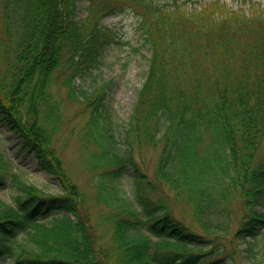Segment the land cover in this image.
<instances>
[{
    "label": "trees",
    "instance_id": "1",
    "mask_svg": "<svg viewBox=\"0 0 264 264\" xmlns=\"http://www.w3.org/2000/svg\"><path fill=\"white\" fill-rule=\"evenodd\" d=\"M79 1L0 0V121L60 186L49 193L19 171L9 172L11 161L0 152V189H15L10 203L0 200V259L227 264L225 249L212 237L230 231L239 200L234 238L248 240L249 264H264V160L258 159L264 141V13L249 17L219 1L187 15L179 6L170 10L149 0H85L87 15L79 18ZM126 5L144 11L140 29L150 57L119 140L105 90L83 89L76 81L99 67L108 46L120 44L101 21ZM185 20L197 28H181ZM59 80L71 100L91 107L84 137L100 152L89 163L92 171L103 168L93 179L92 202L107 210L99 218L110 231L104 248L85 212L89 195L56 155L63 121L52 86ZM136 141L161 148L154 179L134 160ZM161 185L182 199L202 233L171 215L167 200L159 198ZM206 237L211 241L205 243ZM258 237L260 250L254 248Z\"/></svg>",
    "mask_w": 264,
    "mask_h": 264
},
{
    "label": "rangeland",
    "instance_id": "2",
    "mask_svg": "<svg viewBox=\"0 0 264 264\" xmlns=\"http://www.w3.org/2000/svg\"><path fill=\"white\" fill-rule=\"evenodd\" d=\"M214 1H219L225 9L228 8L249 17H252L253 11L264 13V0H149L156 7H168L170 10L179 6V9L187 15L198 14L202 7ZM219 3L216 7H219ZM77 4L78 17L84 18L87 15L88 3L81 0ZM125 7L124 10L105 17L101 21L103 27L115 33L120 44L108 46L99 67L93 69L83 79L76 81V85L83 89L91 90L93 87H100L105 90L107 106L111 112L113 127L119 140L122 139V133L127 128L133 107L138 100L139 89L143 86L148 71L147 59L150 57V48L146 45L144 34L140 29L142 14H144L143 9L140 6L132 8L126 5ZM252 7L254 8L252 9ZM180 27L194 30L197 25L190 20H185ZM235 64V61H232V65ZM175 80L174 77L172 81L175 82ZM52 91L56 99L62 104L60 108L63 124L54 139L56 155L62 162L63 170L69 172L74 183L89 195L90 206L86 207L85 212L88 213L89 225L93 227L96 235H99L98 244L104 248L110 245V231L109 227L99 224V218L107 210L104 206H98L92 202V196L95 194L93 179L96 173L103 168H99L95 172L92 171L89 163L91 160L95 162L97 158L92 156L100 154V152L91 140H86L84 137L91 107H88V102L71 100L61 80L53 84ZM204 142L208 141L204 140ZM20 146L21 141L9 132L5 124L0 121V152L4 153L7 159L11 161L12 166L9 172L19 171L26 181L39 185L49 193H58L60 186L57 180L52 175H46L40 171L33 157L25 155V152L20 150ZM113 150L117 151L118 147L113 148ZM160 153L161 148L154 149L137 141L135 143L134 160L151 179L155 177ZM259 154L258 159L263 161L264 141ZM12 156L16 159L14 160ZM18 163L25 168L17 169ZM160 191L159 198L163 197L167 200L171 215L183 222L192 231L202 233L194 221L191 210L185 207L182 199L177 201L175 193L165 185L160 186ZM14 195L15 189L10 185L0 189V200L6 203H10ZM240 212L241 205L238 200L234 202V219L230 231L226 232L223 237H212L220 247L225 249L227 264H249L245 258L246 241L248 240H235L234 238L241 217ZM212 238H204L205 243L211 241ZM256 240L258 241L255 242L254 248L260 250V237ZM0 264H15V260L11 256L5 257L0 259Z\"/></svg>",
    "mask_w": 264,
    "mask_h": 264
}]
</instances>
